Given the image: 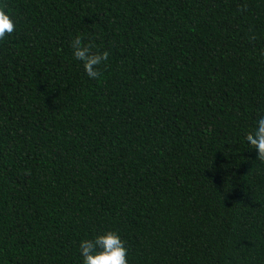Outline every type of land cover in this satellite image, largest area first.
Masks as SVG:
<instances>
[{
  "label": "trees",
  "instance_id": "1",
  "mask_svg": "<svg viewBox=\"0 0 264 264\" xmlns=\"http://www.w3.org/2000/svg\"><path fill=\"white\" fill-rule=\"evenodd\" d=\"M4 2L0 264H80L107 230L128 264H264V0Z\"/></svg>",
  "mask_w": 264,
  "mask_h": 264
},
{
  "label": "clouds",
  "instance_id": "2",
  "mask_svg": "<svg viewBox=\"0 0 264 264\" xmlns=\"http://www.w3.org/2000/svg\"><path fill=\"white\" fill-rule=\"evenodd\" d=\"M17 30V21L7 3L0 0V41L5 40ZM72 57L81 62L90 80L98 79L100 68L107 62L109 52L93 51L91 43H85V37L77 34L70 40ZM249 151L255 150L258 160L264 161V114L260 115L246 133L244 141ZM80 264H128V249L125 241L115 230H107L78 243Z\"/></svg>",
  "mask_w": 264,
  "mask_h": 264
}]
</instances>
